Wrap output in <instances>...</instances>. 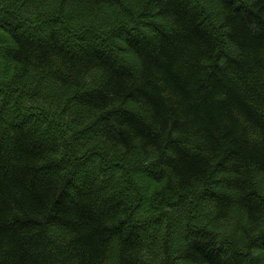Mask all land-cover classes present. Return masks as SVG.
<instances>
[{
	"label": "trees",
	"instance_id": "1",
	"mask_svg": "<svg viewBox=\"0 0 264 264\" xmlns=\"http://www.w3.org/2000/svg\"><path fill=\"white\" fill-rule=\"evenodd\" d=\"M0 264H264V0H0Z\"/></svg>",
	"mask_w": 264,
	"mask_h": 264
}]
</instances>
